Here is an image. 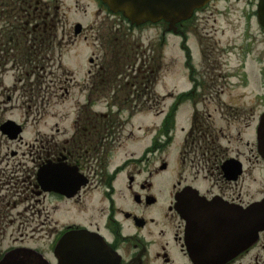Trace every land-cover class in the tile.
Listing matches in <instances>:
<instances>
[{"label": "flooded vegetation", "instance_id": "af4514ba", "mask_svg": "<svg viewBox=\"0 0 264 264\" xmlns=\"http://www.w3.org/2000/svg\"><path fill=\"white\" fill-rule=\"evenodd\" d=\"M81 1L73 0L74 8L85 16ZM91 2L97 5L96 19L84 25L69 23L65 0H0V64L11 60L2 52L7 37L12 42L21 32L51 29L60 55L82 40H94L105 50L97 56L95 68L100 67L111 50L109 35L119 33L116 23L125 21L100 0ZM207 8L177 25L183 47L191 39L198 55L210 63L213 88L198 86L200 78L193 85L197 98L192 124L172 163L171 142L165 137L153 136L143 146L142 138L126 131V124L116 127L114 120L93 118L108 114L95 112L90 105H78L67 120H34L28 143L0 132V264H38L39 255L48 264H78L84 260L77 254L79 245L86 246L84 241L68 244L61 259L58 249L63 238L78 231L106 242L115 255L111 264L117 263V256L119 264H195L186 239L191 226L196 236L192 248L207 258L210 252L212 261L222 244L227 253L231 247L239 252L218 264H264V231L248 249L237 236L246 207L264 199L261 182L252 178L264 170V160L256 142H245L244 130L237 128L255 125L257 130L264 110L248 121L250 116L245 118L235 106L236 96L243 92L221 86L228 74L218 43L211 41L209 31H198L208 22ZM251 12L257 20V7ZM105 25L108 31L103 30ZM163 27L165 35L168 24L163 22ZM260 63L262 70L264 57ZM96 82L101 84V77ZM19 101L17 87H5L0 73V127L8 105ZM214 112L220 113L219 121L213 119ZM88 247L96 250L95 244Z\"/></svg>", "mask_w": 264, "mask_h": 264}, {"label": "rangeland", "instance_id": "374dc122", "mask_svg": "<svg viewBox=\"0 0 264 264\" xmlns=\"http://www.w3.org/2000/svg\"><path fill=\"white\" fill-rule=\"evenodd\" d=\"M65 4L69 23H83L84 25H89L95 21L96 16L94 15V12L97 9V5L92 3L91 0L81 1L80 8L85 7L87 9V14L85 16L76 12L73 0H65ZM256 4L257 0L215 1L208 6L206 10L208 22L205 20L198 28V31L201 33H205V30L209 31L210 34H213L214 36L211 41L218 43L217 47L219 55L224 63L223 68L225 73L228 74L227 79L223 83L224 85H221L223 81H218V84L225 86L226 88L237 87L240 92L245 93L242 96H236L238 101L235 103V106L239 107L238 109H241L240 113L245 115V118H248V115L250 116L248 121L252 118L251 116L253 113L254 116H257L262 110H264V78H262L263 81H260L262 74L261 71L264 72V68L262 70L260 68V61L264 57V33L261 31L254 13L251 12L252 9L256 8ZM245 11H249L250 14L245 15ZM118 23H121V21L119 20ZM106 27L107 25L104 26L103 30L108 31ZM163 28L164 27L161 24L148 25L142 29H136L134 35L139 38V40H142L143 42L145 41V44H148L151 41V43L157 45L158 42L160 43L161 36H163ZM92 44L97 46L94 40H91L90 43L82 40L75 46V51L68 52L65 55L64 63L74 70L76 81L78 83H83L87 78L91 57L94 56L95 63H97V56H103L105 53V50L97 48L96 54L93 55L95 47ZM247 46H251L252 48L247 50ZM191 47L192 49L194 47L195 50V54H193L194 64L196 67L200 65L199 77L205 84V87H209L208 91H211L213 84L211 71L208 69L210 63L208 62V64H204L203 67L202 56L199 55L201 57V59H199L196 54V46L191 44ZM244 50L246 51L244 52ZM163 63L164 69L161 74V79L156 86L157 94L165 97L171 93L179 95L188 92V90L191 89L192 84L190 82L189 70L186 65V54L180 37L174 34L169 35L168 43L164 48ZM245 64H247L246 68L244 67ZM58 65V63L54 64V74L47 75V79L44 78V81L42 78L40 79L42 85L43 83H49L51 79L60 75L61 71L57 69ZM48 70L47 71L50 72L49 68ZM14 72L15 75L19 76L16 71ZM45 74L46 73L41 75L45 77ZM13 79L12 73H8L4 77L5 85L11 86L14 83ZM261 94L263 96H260ZM227 98L230 99V97ZM40 101L41 103H44L45 97L43 100L41 97ZM78 101L81 103L85 102L86 94L82 93L79 89H74L71 96L66 101L61 100L60 97H53L51 111L57 114L56 118L58 120L63 119V114L68 116L67 119L73 118L76 103ZM174 101V97L166 98L165 112L169 111L170 107L174 104ZM251 106L253 108L252 110L250 108ZM162 108L163 107H161V109ZM94 109L102 111L104 109L103 103H97L96 106H94ZM193 112L194 104L190 100L184 101L179 106L176 116V125L173 130V142L170 149V153L172 154L171 163L173 161V156L175 158L181 150L185 131H188L192 124ZM156 113V110L150 113H144L137 119L133 120V124L126 126L127 131L133 130L134 135L136 134L138 137L142 138L139 142L141 141V145L143 146L147 145L156 134L157 130L160 131L161 129L164 121V114L157 115ZM12 114L17 121L20 122L23 120L22 111L19 109L14 110ZM214 115L216 118H219L220 113H215ZM31 116H36V114ZM49 119L53 120L54 118L50 117ZM140 126L143 128L139 130ZM155 128L157 129L156 131L154 130ZM237 129L244 130L246 142L248 139H250L249 141L252 143L256 141L255 125H253L248 132L246 126L244 127L240 125ZM33 130L34 128L31 125L25 126L23 137L26 142H30ZM245 149L248 150V147H245ZM263 172L264 170H261L258 175L255 173L252 176V178L256 177L259 182H261V188H264ZM256 183L258 184V182L253 184Z\"/></svg>", "mask_w": 264, "mask_h": 264}, {"label": "water", "instance_id": "95a60500", "mask_svg": "<svg viewBox=\"0 0 264 264\" xmlns=\"http://www.w3.org/2000/svg\"><path fill=\"white\" fill-rule=\"evenodd\" d=\"M210 0H103L113 12H122L132 24L141 25L148 21L159 22L166 20L170 23V29L174 25L184 19H188L193 15L195 9L207 4ZM259 19L261 25L264 27V0L259 2ZM2 131L9 135L10 138L15 139L22 132V126L16 122L9 120L2 127ZM259 151L264 158V115L262 117L261 127L259 129ZM240 223V232L238 238L241 244L245 243V248L251 246L257 239L261 230H264V201L257 203L245 210V215ZM81 239H85L82 235ZM88 239V237H86ZM187 239L189 242L190 254L197 264H218L225 261L228 257L238 254V249L232 247L230 253L226 252L225 245H220L213 252V261L210 259V252L207 254L197 251L192 248L196 241L194 227L191 226L188 231ZM219 242H222L220 240ZM86 260L82 264H104L106 260L113 257L111 250L103 243L92 254L90 251L83 250ZM95 254L96 257L93 255ZM91 256V259L89 258ZM41 264V262H38ZM117 264V263H116Z\"/></svg>", "mask_w": 264, "mask_h": 264}, {"label": "trees", "instance_id": "16d2710c", "mask_svg": "<svg viewBox=\"0 0 264 264\" xmlns=\"http://www.w3.org/2000/svg\"><path fill=\"white\" fill-rule=\"evenodd\" d=\"M53 31H41L35 37L26 40L25 35H22L21 40L19 41L17 47L11 46L7 47L6 51L10 52V50L15 49V55H21V57H27V61L20 62V66L24 68H28L30 72V76H34L35 72H39L46 68L47 58L52 51V38ZM10 39H6V43H10ZM13 42V41H12ZM17 43V40H15ZM164 43L159 44L160 49L162 50ZM117 48L119 44L115 45ZM119 51V50H117ZM139 52V44H132V51L129 52H119L116 56H113L109 61H106L104 70L99 72L96 75H93L90 78V82L93 85L96 83L98 76L101 77L102 87H113L115 84L122 86V91H125L123 96L116 95L117 102H121L123 104L129 105L130 107H134V105L139 104L143 108L146 109H155L159 107L162 102V98L159 97L154 90V85L159 77V73L162 67V53L160 52L157 60L158 63L155 64L154 60L153 64H148L149 66L145 68L144 66H140L136 69V75L129 71L134 64L136 63V55ZM46 59V61H45ZM100 74V75H99ZM27 75V74H26ZM126 77L128 79V83H124L122 85L119 84L118 78ZM42 77L38 73V81ZM132 87H137L133 90ZM96 86L92 91L94 94L96 91ZM121 90V89H120ZM186 96L180 97V100H183ZM146 100V101H145ZM179 104V103H178ZM173 106L171 110L168 112L165 122H164V130L166 134H169L170 130L174 127L175 124V114L177 111V106ZM160 111V110H159ZM104 121L105 123L111 119L97 118Z\"/></svg>", "mask_w": 264, "mask_h": 264}]
</instances>
